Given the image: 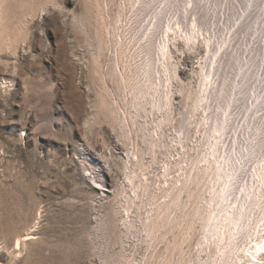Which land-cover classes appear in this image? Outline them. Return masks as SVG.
<instances>
[{"label": "rangeland", "instance_id": "1", "mask_svg": "<svg viewBox=\"0 0 264 264\" xmlns=\"http://www.w3.org/2000/svg\"><path fill=\"white\" fill-rule=\"evenodd\" d=\"M173 24L196 41L174 51L168 113L137 83ZM217 147L240 200L264 153V0H0V264H216L199 248L213 172L198 158ZM177 174L192 192L172 197Z\"/></svg>", "mask_w": 264, "mask_h": 264}, {"label": "bare ground", "instance_id": "2", "mask_svg": "<svg viewBox=\"0 0 264 264\" xmlns=\"http://www.w3.org/2000/svg\"><path fill=\"white\" fill-rule=\"evenodd\" d=\"M147 24H149V26H150V23H147ZM154 24L155 23H153V25L151 24V28L149 29V30H151V32L154 31V29H152V26H154ZM145 27H147V26H145ZM153 28H155V27H153ZM141 31H142V29H141ZM151 32H149V34ZM151 34L150 35L154 37V34L153 33H151ZM162 35H164V36H161V38H162V39L160 38L161 41L155 47L156 52H153V53H156L155 55L157 57H155V55H153L156 59L154 58L151 63H147L145 65L147 68L146 71L142 70L143 72H145L144 75L146 74V78H147L146 81H148V77H150V76H148L149 74L152 75V78H151L152 80L151 81L149 80V84H147L146 82H142L143 80L139 78L142 81L139 83H137V82L136 83L139 84V86H140L139 87L137 85L138 86V92H139V93L137 92L138 94H140L142 96L148 94V95H150V98L152 97L153 100L150 102L151 110H153V109L163 110V111H168V113H169V111L171 112V109L173 108L172 107L173 106L172 101L174 98H172V95H173V93H175V90H176V89L174 90L175 86H174L173 81L176 78H178L177 63L174 59V57H175L174 51L176 50L177 45L181 41L185 45L188 46L189 51L194 50V43L196 41V37H195L194 31H193V28H190L188 30H184L178 24L167 25L165 27V31L162 33ZM144 36H145V34H144ZM151 36H150V39H151ZM153 37H152V39H153ZM144 39H145V37H144ZM156 39H157V37H156ZM139 41H140V39H139ZM152 41H150V42H152ZM126 43L129 44V43H131V41L130 42L128 41ZM126 43L124 45L125 47H126ZM137 43L140 45V43H142V42L137 41ZM143 43H144V41H143ZM143 45H145V44H143ZM124 46H122V47H124ZM134 46H136V45H134ZM141 47H142V45H141ZM173 48H174V50H173ZM124 50H126V49H124ZM141 50H142V48H141ZM146 50H147V48H146ZM138 51H139V49H138ZM122 53H123V51H122ZM128 53H130V52H128ZM142 55H144V54H142ZM151 56L152 55L150 54V57ZM136 57H137V55H136ZM139 58H136V59H139ZM151 58H153V57H151ZM124 59H126V58L124 57ZM139 60H141V59H139ZM136 62H134V63H136ZM156 63L158 64V67L156 65L157 69L154 70L153 67L155 66ZM140 65H142V64H140ZM137 66H139V65H137ZM134 68H135V66H134ZM142 68H144V67H142ZM134 71H136V70H134ZM139 71L141 72V69ZM208 73L206 72L204 74V76H202V78L200 80V84H199L200 87L198 86L199 90L195 91V92H197L196 95H194L195 93L193 94L195 97H193L194 99L192 98V101L194 100L196 103H193L194 101L192 103L196 106L199 104L200 107L201 106L205 107L204 102L207 100V97H208L207 96L208 89L213 88V82L209 76L210 74H208ZM137 74L138 73H136L135 75H137ZM141 74L142 73H140L139 75H141ZM127 76H129V75H127ZM134 78H135V76H134ZM144 78H145V76H144ZM130 80H132V79H130ZM130 80H128V81H130ZM137 80H134V81H137ZM141 83H142V85H141ZM144 83H146V84L144 85ZM138 94H136V96ZM139 97H141V96H139ZM139 97L137 96L138 99H141ZM140 102H142V101H140ZM139 104H141V103H139ZM194 105H192V106H194ZM199 105L197 106L198 108H199ZM196 106H194V108ZM194 108H193V110H194ZM136 111H138V110H136ZM172 111H173V109H172ZM165 117L163 116V118H165ZM164 120L165 119H163V121ZM208 122H209L208 117H204L202 120H200V124H202V125H205ZM209 124L210 125L208 126V130H207L208 132L207 133H208V137L210 139V142H212V145H213V143H215L218 146L219 138L221 136V125L215 126L214 122H212V121H210ZM155 132H156V129H155ZM157 134L159 136H161L158 132L156 133V135ZM161 134H163V133H161ZM155 138H156V136H155ZM157 140H156L158 142L157 144H159V139H157ZM160 140H162V139H160ZM155 144H156V142H155ZM177 144L178 143H176V145ZM181 144H180V147L182 145H183L182 147H184V145H186V143L182 144V145ZM209 144H211V143H209ZM158 146H161V143ZM208 147H211V146H208ZM186 148L187 147L185 146V149ZM191 149H193V148H191ZM200 149H202V148H200ZM206 149H207V147H206ZM206 149L204 148V150H206ZM208 151H210V149L209 150L207 149V152ZM177 153L179 155L178 157L181 156V158L184 157V154H186L184 151L181 152L182 154L184 153L183 155H180L181 153H179V152H177ZM200 154H203V155H199L198 160L202 156L200 163L202 162L204 164V167L200 166L199 161L197 159L196 160L198 161V165L200 167H202V169H201L202 172L204 171L203 168H205V170L211 168L212 169L211 172H213V175H212V173H210V174L208 173L209 178L212 175V179L210 180L209 185H208L207 190H206V193L208 195V199L204 202V206H203V207H205L204 209L207 212V215L204 216V218L206 217L207 222H206V224H204V225H206V228H204V229H206L205 230L206 232L204 231L206 234L204 236L203 241L201 240V242L199 244L200 250L205 252L207 249H210V250L212 249L214 251V253L218 255V256L217 255L214 256V258H213L215 262L217 261L216 264H262L264 262L263 261L264 260V153H263L261 158L257 159L254 162V164L252 166L251 173H250L251 179L249 180V182H247V183L245 182V184L242 183L240 185L239 191L242 190V188L244 190V191H242V194L239 197L240 200L239 199L237 200V196H234L233 198H231L232 190L235 189V177H236V170L237 169L236 168H228V167L226 168V165H225L226 159L223 158V156L221 155L219 148L217 147V148L213 149V151L209 152L208 154L204 153V152H202ZM186 156H188V155H186ZM178 160H181V159L179 158ZM178 160H177V162H178ZM182 161H184V159ZM186 161L188 162L187 159H186ZM184 163H179V164L181 166ZM192 163L190 161L189 165H192ZM185 164H187V163H185ZM195 164H197V163L195 162ZM183 166H187V165H183ZM183 166H181V167L183 168ZM193 166H195V165H193ZM181 167H179V169H181ZM190 167L192 168V166H190ZM190 167L188 168V171H187L188 176L193 175L195 173L193 170H196V169H191ZM183 170L186 172L187 169L186 170L183 169ZM183 170L181 169V171H183ZM190 171L191 172L193 171L194 173L189 174ZM196 173H198V171ZM204 173L207 174V170H206V172L204 171ZM195 174L193 176H198V174L197 175H195ZM205 174L202 175V177L205 176ZM185 175H182L183 178L185 177ZM188 176H187V178L185 177L186 179L185 178L181 179L180 178L181 176L179 177V175H178V178L173 177V179H171L172 178L171 177L170 179H168L170 181H168L164 177V179L168 181V186L165 185V184H167V181H164L165 184H164L163 188L171 191V194H170V191H167L166 193L170 194V196H172V194H173V196L176 197L177 193H180L181 191L183 192L184 190H186L185 191L186 193H187V190H189V189H190L189 191L192 192V190H191L192 188H189V186L191 187L192 185H190V184L194 181L189 179L192 177H188ZM135 178L137 179V177H135ZM197 178L200 179L199 176ZM197 178L194 177L193 179L197 180ZM204 178H206V177H204ZM201 179H203V178H201ZM198 180H197V182H198ZM133 183H134V181H133ZM141 183L142 182H140V184ZM200 183L201 182L199 181V184ZM162 184H161V186H162ZM196 184H198V183H196ZM141 185L138 184L139 187ZM165 186L167 188H165ZM197 186H199V185H197ZM193 187H194V184H193ZM164 191H166V190H164ZM191 192H189V193H191ZM206 219H204V220H206ZM201 232H203V231H201ZM203 234H202V237H203ZM200 250L198 249V251H200ZM212 255H213V253H212ZM207 257L210 258V260L208 259L209 262L213 261L211 259L212 256L210 257V254ZM205 259L206 258H204V260ZM203 263H204V261H203Z\"/></svg>", "mask_w": 264, "mask_h": 264}]
</instances>
